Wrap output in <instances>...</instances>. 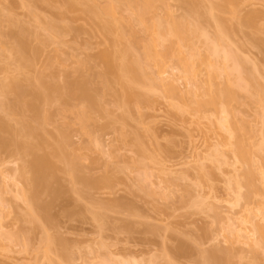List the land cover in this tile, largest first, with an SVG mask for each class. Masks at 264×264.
<instances>
[{
  "label": "rangeland",
  "instance_id": "1",
  "mask_svg": "<svg viewBox=\"0 0 264 264\" xmlns=\"http://www.w3.org/2000/svg\"><path fill=\"white\" fill-rule=\"evenodd\" d=\"M107 1L109 0H95L94 6L84 5L87 2L74 6L71 0H0L1 18L5 16L2 22L6 19L9 21L4 23L0 21V27L2 26L3 30H0V35L5 32L2 36L7 35L6 39H8L6 40L4 36L0 37V43H6H3L5 47L1 44L5 52L2 50L4 55L0 57H3L1 61L6 65L4 64L3 68V64L0 63L4 73L0 72V80L3 79L5 72H11L12 76L19 75L17 69H24L23 64L28 62L25 63L23 60L30 59L34 66L30 68L32 69L30 72L28 71L30 76H28L30 79L26 77L30 80L28 82L33 84L35 81L42 86V90L48 86L50 89L49 84H52L55 89V92H52L54 97L50 96L48 101L52 99L54 102L58 95L59 99L61 95L65 100L62 108L59 104L57 105V101L53 105V102L40 101L49 105H45V110L44 108L41 110H48L47 113L49 112L50 116L54 113L53 117L50 118L49 113L47 115L42 111L43 117L46 118L42 121L45 130L41 123L43 131L39 135L43 138L38 136L39 132L28 136L29 132L24 134V127L20 124L25 112L21 109L23 112L18 111L21 115L16 114L17 111L13 112L11 104L9 105L11 101L15 102L11 95L15 91L8 92L9 96L0 89V105L4 107L5 115L0 117L3 120L7 119L5 122L8 126L10 124L11 128V133L5 134L7 138L4 144H6L4 145L3 142L0 144V264H215L216 262L212 263L214 260L211 255H215V261L219 260L217 264H264V245L255 246L259 240V234H254L257 229L253 231L256 223L264 224V216H258L253 226L242 224L247 219L249 210L256 211L258 206H264V151H260L261 148H259L261 141L264 140V138L261 140L264 137V115H262L261 107L263 99L260 101V96L257 97L260 101H257L260 103L258 104L255 99L251 97L249 99L244 91L237 90V101L232 102L229 107L233 115L231 116L229 112L231 117H228L225 123L229 127L228 131L231 128L234 132V128H237L234 133L238 136H241L239 132L243 134V139H246L247 145H250L249 151L253 162L250 167L253 168L256 188H258V191L253 189L258 193H253L254 196H252L246 186H242V189L235 186L238 180L243 185L244 181L241 179L247 168L236 160L232 152L231 144L237 141L230 139L227 128L224 129L226 126L222 128L221 124L224 123L220 124V120L229 115H224L219 107L197 112L195 111L197 109L192 106L197 97L195 94L200 93L202 87L206 89L208 70L203 67L204 65L197 64L198 73L187 79L181 78L184 76L181 72L183 69L176 59L168 60L162 67H157L148 61L146 63L149 65L144 64L141 61L145 66L143 71L145 70L146 81L153 85V82H158L155 78L162 80L154 84L152 92L146 86L148 82L144 84L147 90L143 85L141 88L136 85L138 83L135 84L137 87L131 88L133 92L127 89L129 75L126 71L117 70L109 73L103 55L107 53L109 55L116 50L121 51L120 48H125V44L128 43L126 48L131 49L133 54L135 51L136 58L139 57L141 60L140 57L143 58L141 48L145 42L142 44L143 41H139L141 45L135 48L134 45L139 42L134 44V40L145 41L146 36L139 32L137 36L139 39L135 36L132 42L133 30L137 29V26L129 23L130 27L124 22L127 29L124 27L123 21L126 14L120 15L124 17L119 24L122 28L112 25L108 31L105 28L104 30L99 19L93 18L92 12L95 10V4L98 5L96 9L101 11V7L107 4ZM90 2L88 0V3ZM205 2L207 6H210V1ZM173 3L175 4V2L171 4ZM220 5L221 8H219ZM220 5L218 2L215 5L218 8L215 15L219 17L221 26L229 30L231 42L228 44V47L230 45L228 50L246 58L251 67L248 68V64L244 67L249 71L252 67V71L257 70L254 71L257 74L252 75L259 80L258 85L264 86V0H234L233 5L224 3ZM175 7L178 8V6ZM177 8H174L176 14L181 16L183 13L186 14V10L183 12L181 7ZM35 16L39 17V20ZM7 22L11 25L9 26ZM203 22L202 25H204ZM51 23L54 30L50 28ZM47 26L49 29L46 28ZM128 27L132 29L129 30L130 33L132 31L131 35L127 32ZM203 27L210 31L207 33L210 35L216 24L206 22ZM119 29H123L121 32L126 41L122 39L121 42ZM35 32H39L38 35L41 37L34 35ZM48 32H53L54 36L58 35L60 38L53 37ZM136 32L134 35H137ZM42 35L45 38L48 36L49 41L46 42ZM50 35H52L51 38ZM19 41L26 44L30 42L27 47L32 48H27L28 56H24L23 60L19 58V55L17 58L14 56L16 51L13 49ZM226 48L225 51H228ZM201 50L203 52V49H199L200 52ZM232 52L229 53L232 54ZM233 55L230 59L233 57L234 62L232 60L231 62L234 64L238 62L240 65V60L236 61ZM20 59L24 63H20ZM231 62L229 63L232 65ZM20 64L22 66L18 67ZM220 66L216 67L220 69ZM5 68L7 71L4 70ZM22 72L24 74V70ZM102 74L109 76L110 80ZM24 75H27L26 71ZM100 75L105 78L104 81ZM20 76L16 78L22 79V83L24 79L26 84V78L23 76L19 78ZM38 76L45 78L46 82L50 81V83L47 82L48 86H45L47 83L41 84L43 79L39 78L38 81V78L36 79ZM151 77H154V80ZM14 78H12L13 81ZM81 78L85 79L84 81L88 80L86 82L89 87H94L93 89L90 87L92 93L95 90V92L102 91L103 88L109 90V87H104L106 80L110 81L105 84L108 86L111 84L112 91H108L106 95L107 91L103 90L101 93L105 94L104 96L97 93L101 100L95 102L96 105L91 99L77 100L71 95L67 98V93L70 94L65 87L67 80L69 84ZM145 80L139 83L143 84ZM18 82L16 85H23L21 81ZM29 83H27L28 87H31ZM214 83L211 88L210 85L207 88L211 90L217 86L221 90V87L223 89L227 86L223 71ZM34 85L35 88L36 85ZM95 85L101 88L98 89ZM172 86L177 89L175 93L168 91ZM259 86H256L259 88L257 90H264V87L262 89ZM30 87L24 89L33 90ZM211 91L205 92L209 94ZM261 94L263 95L264 91ZM69 97L73 100H69ZM67 100H69L68 103ZM6 101L9 108L5 104ZM61 101L63 100L59 102ZM14 105L16 108V103L12 106ZM80 107L88 111L87 116L90 113L89 117H92V123L88 119L90 126V123L86 125V122L84 125L85 119L82 121L84 128L89 127H87L88 131L86 128L84 130L79 120L82 118L80 114V118L77 114ZM81 110L80 113L84 111ZM28 111L24 114L26 118L23 119L24 123L29 120L27 125L29 127L25 125L27 130L31 125L30 120L35 118L34 116L31 118L34 113L32 114L30 110V114ZM19 116L22 117L21 121ZM35 122H32V125L38 126L34 124ZM36 123L40 124L39 121ZM10 128L7 129L10 130ZM19 128L21 131L16 138L15 132H18ZM17 129L18 131H15ZM21 134L28 136H23L24 142L27 138L37 147L33 151H36L35 157L39 154V156H53L52 159L55 160L53 165H57L50 176L55 175L56 183H51L53 184L51 187L56 191L55 193L59 192V196L54 203H52L53 193L51 196L45 195L46 193L42 195L43 197L41 196L42 205L50 204V209L46 212L37 211L39 215H43V220L41 216H37L36 211L33 212L40 219L32 218V211L25 200L26 196L33 191L34 185L31 184L32 186L29 187L30 185L25 183L27 178L28 182L31 181L28 165L31 163L32 155H27L28 152L24 149V152L15 149L19 146L14 148L15 141ZM11 138L15 143L11 141ZM22 139L20 140L23 142ZM20 140L18 139V143L21 142ZM262 145L264 146V142ZM233 147L235 148V145ZM74 158L76 165L75 162L71 164ZM25 163L28 165L26 166ZM66 163L69 164L70 171L72 169V172H69L71 175L66 173L68 172ZM22 167L25 179L21 178ZM84 180H90V182L93 180V183L91 182L93 185L87 186V181ZM235 187L237 192L241 191L242 199L238 198V194V197L236 196ZM29 189H31L30 193H28ZM21 191L27 192L25 198ZM248 193L251 196H247ZM45 214L49 219L51 218L50 222L46 221L48 219H45ZM233 223L243 229L241 237L228 231V226Z\"/></svg>",
  "mask_w": 264,
  "mask_h": 264
},
{
  "label": "bare ground",
  "instance_id": "2",
  "mask_svg": "<svg viewBox=\"0 0 264 264\" xmlns=\"http://www.w3.org/2000/svg\"><path fill=\"white\" fill-rule=\"evenodd\" d=\"M94 1L95 0H91V2H90V0H89V2L91 3H88V0H71V3L75 6V5H78L79 3L80 4H84V3H86V4H84V5H90V6H94ZM110 1V0H109ZM107 1V4H105L103 7H101L102 8V10L101 11H99L98 9H96V7L98 6V5H96L95 4V10H93V18H96V19H99V21H100V25H101V27H103V29L105 28L107 31L110 29L109 27L110 26H117V27H119V28H122V25H120L119 26V24H120V22H122V19L124 18L123 17V15L124 14H126V16H128L127 18H126V16H125V21H123V23L124 22H126V25H128V26H130L131 27V25H129V23L130 24H134L135 26H137V29H135V30H133V34H132V37H133V39H131L132 40V42H133V40H134V38H135V36L137 37L140 33H143L145 36H146V40L144 41V40H138V41H135L134 40V44H135V42H139V41H143L142 42V44L144 43V45H142L143 47L141 48V49H143V58L142 57H140V59L141 60H139V57H137L136 58V55H135V49H133V51H134V54H133V52H132V50L131 49H129V48H126V45L128 44H125V48L123 47V48H120V50L121 51H118V50H116V51H114L113 53H111V54H109L108 55V53H107V55L106 54H104L103 56H104V59H103V56H102V59L103 60H105L104 62L106 63V65H107V70L109 71V73H112V72H116L117 70H121V71H126L127 73H128V75H129V80H127V81H129V82H127V85H126V88L127 89H129V90H131V92H133V90L132 89H134L135 87H137V86H135V84L136 83H138V84H136V85H138V86H140V88H141V85H143V87L145 88L146 86H147V88H148V90H150V92H152L151 90L154 88V84L155 83H158L160 80H159V78H155V80L156 79H158V82L156 81V82H153V85H151L148 81H146L147 80V77H146V80L144 79V72H145V70L143 71V68L145 69V66H143L145 63H146V61H148V62H151V63H153L155 66H157V67H162V66H164L166 63H167V61L168 60H170V59H176V61L178 62V64H180V67L183 69L181 72H183L182 73V75H184V76H182L181 78H187L188 79V77H191V76H195L197 73H198V71H199V67L197 66V64L199 65V66H203V67H205V69L206 70H208L207 72H206V79H207V81H205V83H207V85H205L206 86V89L204 88V87H202V89H204V90H200L201 92L200 93H196L195 94V97H196V100H194L193 101V105L192 106H194V109L196 108L197 110H195V111H197L198 112V110L199 111H202L203 109H210V108H215V107H219L220 108V110L222 111V113L225 115H229V112H230V115L233 113V112H231V110H230V105H231V103L232 102H235V101H237L236 100V91L237 90H241V91H244V93L245 94H247L246 96L247 97H249V99H255V101H256V103H258V102H260L262 99V104L264 105V98H262L263 96H264V94L262 95L261 93H262V91H264V90H262V91H260V90H257V89H259L258 87H256V86H261V84H259L258 85V81L259 80H256L254 77V75L255 74H257V73H255L257 70H254V71H252V68L250 69V71H249V69H246L245 67H246V64H248L249 66H248V68L249 67H251V65H250V63H248L247 61H246V58L244 59V58H242L243 56H241V54H239L238 53V55H237V53L236 52H232V50L231 51H229L230 50V45H229V47H228V44L231 42V40H230V34H229V30H227L226 28H224V26L222 25L221 26V21H220V19H219V17L217 16V15H215V13H216V9H218V8H216L217 6H215L216 4H217V2H218V4L220 5V4H222V3H224V4H227V5H233V3H234V0H222L223 2H221V0L219 1V0H207L208 2H209V4H210V6H207L208 4L205 2L206 0H204V2L202 1L201 2V0H112V1ZM215 1H216V3H215ZM24 2V1H23ZM93 2V3H92ZM109 2V3H108ZM172 2H175V6H178V8L179 7H181L180 9L183 11V12H185V10H186V14H184L183 12V15L181 16L180 14H176V12L174 11L175 9L174 8H177V7H173V4H171ZM220 2V3H219ZM204 3V4H203ZM215 3V4H214ZM93 4V5H92ZM102 4V3H101ZM177 4V5H176ZM27 6V5H26ZM98 8V7H97ZM101 8H99V9H101ZM177 8V9H178ZM219 8H221V5H220V7ZM90 9V8H89ZM184 9V10H183ZM94 11H96V12H94ZM126 12H128V13H126ZM32 13V12H31ZM175 13V14H174ZM121 14H123L122 16H120ZM128 14V15H127ZM1 15L2 14H0V21L2 22V20L3 19H5L4 17H2L1 18ZM177 15V16H176ZM180 15V16H179ZM95 16V17H94ZM36 17V16H35ZM121 17V18H120ZM34 19V18H33ZM36 19H38L39 20V17L37 18L36 17ZM41 19V18H40ZM6 21H8L7 19H6ZM6 21H4V22H6ZM42 21V20H41ZM206 21V22H208L209 24L210 23H212V22H214V24H216V27H214V29H213V33L212 34H210V35H208L207 33H208V31H207V29H204V27L203 26H205V23L204 22ZM0 22V23H1ZM4 22H2V23H4ZM9 22V21H8ZM7 22V23H8ZM128 22V23H127ZM202 22H203V24L204 25H202ZM41 23V22H40ZM50 23V22H49ZM118 23V24H117ZM123 23H121V24H123ZM9 24V23H8ZM48 24V23H47ZM46 24V25H47ZM2 25V24H1ZM11 24H9V26H10ZM45 25V26H46ZM124 25V27L126 28V26H125V23L123 24ZM48 26H49V24H48ZM46 27V28H48L49 29V27ZM2 27V26H1ZM0 27V28H1ZM12 27V26H11ZM130 27H128L129 29H128V31L127 32H129L130 33V31L129 30H132V29H130ZM8 28V27H7ZM50 28L51 29H53L54 30V27H52V23H51V26H50ZM9 29H11L10 27H9ZM38 29V28H37ZM51 29H50V31H51ZM104 29V30H105ZM124 29V28H123ZM123 29H119V31H118V34H120L119 35V38H121L120 40H121V42L123 41L122 39H125V41H126V38H125V36H124V38H123V32H121V30H123ZM127 29V28H126ZM226 29V30H225ZM0 30H2V28L0 29ZM138 30V32H136ZM207 32H206V31ZM3 31V30H2ZM39 31V30H38ZM49 31V30H48ZM125 31V32H126ZM1 32V31H0ZM40 32V31H39ZM39 32H35V34L34 35H38V33ZM43 32H44V30H43ZM47 32V31H46ZM135 32H136V34L137 35H134L135 34ZM140 32V33H139ZM210 32V31H209ZM5 33V32H4ZM4 33H1V35H0V37L2 36V34H4ZM32 33H33V31H32ZM42 33V32H41ZM40 33V34H41ZM49 33V32H48ZM131 33H132V31H131ZM131 33H130V35H131ZM139 33V34H138ZM49 34H52L53 35V32H50ZM123 34V35H122ZM32 35V34H31ZM34 35H32V36H34ZM46 35V34H45ZM52 35H50L49 37L51 38V36ZM4 36V38L6 39V36L5 35H3ZM3 36L1 37V38H3ZM14 36V35H13ZM36 36H35V39H36ZM38 36H40V35H38ZM55 36H57L56 38H60V36H58V35H55ZM54 35H53V37H55ZM127 36H129V35H127ZM41 37V36H40ZM42 37L43 38H45V36L44 35H42ZM48 36H46V42H47V40H48V38H47ZM1 38H0V42H1ZM12 38V37H11ZM14 38V37H13ZM34 38V37H33ZM39 38V37H38ZM37 38V39H38ZM55 38V39H56ZM138 39H139V37H137ZM15 39V38H14ZM42 39V38H41ZM41 39H39V40H41ZM6 40H8V39H6ZM29 40V39H28ZM43 40V39H42ZM41 40V41H42ZM51 40V39H50ZM40 41V42H41ZM49 41V40H48ZM56 41V40H55ZM28 42V41H27ZM45 42V40L43 41V43ZM4 44H6L5 42H3ZM3 43H0V55H4L3 54V52H5V49H2V48H4L5 46L3 45ZM30 43V42H29ZM29 43H27V44H29ZM130 43V42H129ZM4 46V47H2V45ZM27 44L26 43H24L23 41H19L18 43H17V45H16V48L13 46V45H15V43L12 45V47H14L15 49H13V50H15L16 52H14V56H15V58H17L18 57V55H19V58H22V60H23V58H24V56H28V53H27V51H28V47H27ZM132 44V43H131ZM141 45V42H139V43H137V44H135L134 46H135V48H138V45ZM198 44V45H197ZM30 45V44H29ZM129 45V44H128ZM200 46V47H199ZM129 47V46H128ZM226 47H228V48H226ZM225 48H226V50H228L229 52H232V54L231 53H229L228 51H225ZM11 49V48H10ZM29 49H32L31 47H29ZM198 49V50H197ZM199 49H203V52H202V50H201V52L199 51ZM2 50H4L3 52H2ZM137 50V49H136ZM38 51V50H37ZM142 51V50H141ZM199 51V52H198ZM36 53V52H35ZM138 53H139V50H138ZM137 52H136V54H138ZM27 54V55H26ZM37 54V53H36ZM233 55V56H235L236 58V61L237 60H240V65L238 64V62H235V64L234 63H232V62H234L233 61V57L230 59V57H231V55ZM237 56H236V55ZM17 55V56H16ZM32 55V54H31ZM0 57V63L1 64H3L2 65V67L4 66L5 67V63L3 62V61H1V60H3V59H1V58H3V57ZM31 58V57H30ZM26 59V58H25ZM230 59V60H229ZM241 59H242V64H241ZM21 59H20V63H22L23 61L26 63L27 61V63L24 65L23 64V66H22V64H20L18 67H24V69L23 68H18L17 70V72H19V75H15V76H12L11 75V72H5V75H4V77H3V79H1L0 80V82L2 81V83H0V89H1V91L2 92H4V93H7V94H9L8 92H10V91H15L14 93H16V94H11L12 96H13V98H14V100H15V102L13 101H11V103H9V105L11 104V110H13V112H14V110H15V113H16V111H17V113L16 114H18L19 112L18 111H20V112H25V113H27V111H28V109H29V111H28V113H30L31 111H32V116H31V118L34 116L35 118L33 119H31L30 120V123H31V125L33 124L32 122H38L39 121V123L40 124H37L36 122L34 123V124H36V125H38L39 127H41L40 125H41V123L43 124L44 122H42V121H44V120H46V118L45 117H43V113H45L46 112V114L48 115V113H47V111L48 110H46V111H44L45 110V105H47V104H45V103H41L42 101L43 102H46V101H48L51 97H54L53 96V93L55 92V89H54V87H52V84H49V85H51L50 86V89H49V86H48V83H50V81H45V78L43 79V78H41V77H36V79L38 78V81H39V78H41V80L43 79L45 82H43V80L41 81V82H39V83H41V84H45V83H47L45 86H48V87H46V89H44V90H46V91H49V90H51V91H49V92H46V91H44V90H42V86H40L38 83H35V81H33L34 83H35V85L36 84H38V85H36V87L35 88H38V89H36L35 90V88L33 87V85H34V83L33 84H30L28 81H30V80H28L27 78H29L30 76H29V72H30V70H32V69H30V68H33V66L34 65H32L33 63H31L30 62V59L28 60H23L22 61ZM216 60H217V62H216ZM231 60H232V62H231ZM144 62V64L142 63V62ZM231 62L232 63V65L229 63V62ZM246 63H245V62ZM3 62V63H2ZM23 62V63H24ZM30 62V63H29ZM220 63H222L221 64V66H222V68H221V66H220ZM229 63V64H228ZM243 63H245V65H243ZM5 64V65H4ZM31 64V65H30ZM122 64V65H121ZM143 64V65H142ZM146 64H148V63H146ZM217 64H219V65H217ZM27 65V66H26ZM149 65V64H148ZM232 67H231V66ZM242 65V66H241ZM32 66V67H31ZM216 66H220V69H218ZM234 66V67H233ZM236 66V67H235ZM245 66V67H244ZM253 66V65H252ZM1 67V66H0ZM3 67V68H4ZM83 67V66H82ZM147 67V66H146ZM240 67V68H239ZM243 67V68H242ZM3 68L0 70V72H2L3 73ZM6 68H7V66H6ZM6 68L4 69L5 71H7L6 70ZM83 68H85V66L83 67ZM246 69V71H245V69ZM9 69V68H8ZM21 69H23L24 70V74H25V71H26V76L23 74V70L20 72V70ZM27 69V70H26ZM75 70V69H74ZM86 70V69H85ZM205 70V71H206ZM235 70H236V72H235ZM244 70V71H243ZM29 71V72H28ZM77 71H78V69H77ZM77 71H76V73H77ZM108 71H104V72H108ZM221 71H223L224 72V77H225V80H226V82H227V86L225 87V88H223L222 89V87H221V90H220V87H217V86H215L216 88H217V90H215L216 88L215 87H213L211 90L209 89V88H207V87H209V85H210V88H211V86H213L212 84H215L214 82L218 79V78H220V73H221ZM248 71V72H247ZM251 71L253 72V73H251ZM103 72V73H104ZM235 72V73H234ZM8 73V74H7ZM13 73V72H12ZM89 73H91V72H89ZM109 73H105L106 75H109ZM232 73H234V74H236V76H234V77H231V76H233L234 74H232ZM258 73H259V71H258ZM4 74V73H3ZM10 74V75H9ZM20 74H23V75H21L20 76ZM72 74V73H71ZM70 74V75H71ZM99 74V73H98ZM252 74H254V75H252ZM69 75V76H70ZM82 75V74H81ZM85 75V77H86V74H84ZM88 75V74H87ZM95 75V74H94ZM103 75V74H102ZM102 75H100L101 77L100 78H103V81H104V79L107 77V80H110L109 79V76H106V75H103L104 77H102ZM6 76H8L7 78H8V80L6 79ZM10 76V77H9ZM18 76H20L19 78H22V76H23V78H26L25 79V82H26V84L24 83V79H23V83H22V79H17L16 77H18ZM29 76V77H28ZM68 76V75H67ZM15 77V78H14ZM73 76H71V78H72ZM89 77V76H88ZM256 77H257V75H256ZM12 78H14V81L12 80ZM70 78V77H69ZM78 78V77H77ZM91 78V77H90ZM128 78V77H127ZM152 78V80H154L153 78L154 77H151ZM258 78H259V76H258ZM15 79H16V81H15ZM30 79V78H29ZM35 79V80H36ZM47 79V78H46ZM149 79V78H148ZM4 80V81H3ZM48 80V79H47ZM66 80V79H65ZM72 80H74V79H72ZM80 80H82V78L80 79ZM80 80H76V82H75V80H74V83L72 82V83H69L68 84V81L69 80H67V86L65 85V87H67V90L69 91V93L70 94H68L67 92V95H66V97L67 96H70L71 95V97H73V98H76L77 100H80V99H91L92 101H94L93 103L96 105V103L95 102H98L99 101V99L101 98H99L98 96H97V93L99 94H102L103 92V90H104V92H106V95H107V93H108V91H112V89H111V84H109V86L108 85H106V84H108V83H106V82H109L110 83V81H107L106 80V82H104V87H109L110 89L109 90H105V88H103V90L102 91H99V92H95V91H93L94 93H92V90H91V88L93 89L94 87H89L87 84V82H88V80H86V81H84V80H82V81H80ZM94 80V79H93ZM145 80V82L143 83V84H140L139 82L140 81H144ZM18 81H21V83L24 85V86H27L26 88H29L28 87V84L27 83H29V85H31V87L30 88H33V90H25L26 88L23 86V85H16V84H20V82H18ZM32 81V80H31ZM80 81V82H79ZM162 81V80H161ZM160 81V82H161ZM13 82L15 83V84H13ZM18 82V83H17ZM36 82H37V80H36ZM96 82H97V80H96ZM147 82H148V85H146L147 84ZM51 83H52V81H51ZM106 83V84H105ZM256 83V84H255ZM43 84V85H44ZM65 84V83H64ZM98 84V83H97ZM101 84H103V82L101 83ZM132 84V85H131ZM140 84V85H139ZM146 86H145V85ZM255 84V85H254ZM34 85V86H35ZM19 88H18V87ZM37 86H40L41 87V89H39L40 87H37ZM44 86V87H45ZM98 86V85H97ZM99 86H101V85H99ZM132 86V87H131ZM135 86V87H134ZM153 86V87H152ZM157 86V85H156ZM259 86V87H260ZM17 87V88H16ZM21 87H23V88H21ZM90 88V90H89V88ZM95 87H96V85H95ZM134 87V88H133ZM143 87H142V89H143ZM262 87H264L263 85L261 86V88ZM25 88V89H24ZM51 88H53V89H51ZM62 88V87H61ZM96 88H98V87H96ZM101 88V87H100ZM100 88H98V89H100ZM132 88V89H131ZM147 88H145L146 90H147ZM215 88V89H214ZM64 89V88H63ZM145 89H143L144 91H145ZM155 89H156V87H155ZM215 91H214V90ZM263 89V88H262ZM175 90H177L176 89V87H174V86H172V87H170L169 89H168V91L171 93H175ZM91 91V92H90ZM98 91V90H97ZM206 91H211L209 94L207 93L206 94V92H205V94H204V92ZM218 93H217V92ZM51 92V93H50ZM53 92V93H52ZM102 92V93H101ZM147 92V91H146ZM154 92H155V90H154ZM214 92L216 93V94H214ZM12 93V92H11ZM96 93V94H95ZM203 93V94H202ZM52 94V95H51ZM58 94H59V92H58ZM48 95V96H47ZM103 95V94H102ZM105 95V94H104ZM103 95V96H104ZM204 95V96H203ZM219 95V96H218ZM8 95H6V97H7ZM9 96H10V94H9ZM51 96V97H50ZM59 96V95H58ZM58 96H56L55 98H57L59 101L60 100H63V101H61V102H63L62 104H60L61 102H59L57 99H55L54 100V102H53V100L51 99V101H48V103L49 102H53L52 103V105L55 103H57V105L59 104L60 105V107L62 106L63 107V104L65 103V100H64V96H61L60 95V99H59V97ZM200 96H203L202 98L200 97ZM255 96H256V98H255ZM260 96V97H259ZM5 97V96H4ZM15 97H17V98H15ZM63 97V98H62ZM251 97V98H250ZM257 97H259V98H261L260 99V101L258 100V98ZM8 98V97H7ZM49 98V99H48ZM68 98V97H67ZM73 98H70L69 97V100L71 99V100H73ZM97 98H98V100H97ZM103 98V97H102ZM197 98L199 99V100H197ZM6 100V99H5ZM13 100V99H12ZM17 100V101H16ZM69 100H67V103H68V101ZM75 100V99H74ZM101 100V99H100ZM9 101V100H8ZM41 101V102H40ZM57 101V102H56ZM258 101V102H257ZM80 103H81V101H79ZM100 102V101H99ZM13 103L15 104L16 103V108H15V105H14V107L12 106L13 105ZM38 103H41V104H38ZM5 104H7V107H8V103H7V101H6V103ZM42 104H44V105H42ZM258 104H260V103H258ZM261 104V107H262V115H264L263 113H264V110H263V108H264V106ZM42 105V106H41ZM51 105V104H50ZM3 106V105H2ZM18 106V107H17ZM19 106H20V108H19ZM47 106H49V105H47ZM55 106V105H54ZM69 106V105H68ZM67 106V107H68ZM81 106V105H80ZM90 106H91V104H90ZM10 107V106H9ZM8 107V108H9ZM22 107H24V108H22ZM59 107V106H58ZM61 107V108H62ZM0 108L3 110V108L1 107V105H0ZM14 108V109H13ZM44 108V110H41V109H43ZM66 108V107H65ZM64 108V109H65ZM76 108V107H75ZM75 108H74V110H75ZM81 109H82V107H80ZM79 108V110H78V116H79V114L81 115V117L82 118H80V116H79V120L81 121V125H82V127H83V122H84V125H85V122H86V125H87V123H88V119L89 120H91V123H92V117L90 118L89 117V115H90V113H89V115L87 116V114H88V111L87 110H84V109H82V110H84V111H82L81 109ZM83 108H85V107H83ZM0 109V112L2 113H0V116H2V117H5V115H4V110L2 111ZM17 109V110H16ZM21 109L23 110V111H21ZM93 109V108H92ZM228 109L230 110V111H228ZM9 110V109H8ZM11 110H9V111H11ZM27 110V111H26ZM31 110V111H30ZM59 110V109H58ZM80 110L82 111L81 113H80ZM42 111H44L43 113H42ZM56 111V110H55ZM94 111H95V109H94ZM204 111V110H203ZM74 112H76V111H74ZM97 112V111H96ZM9 113V112H8ZM15 113H13V115L15 114ZM24 113V114H25ZM61 113V112H60ZM12 114V113H11ZM15 114V115H16ZM23 114V113H22ZM23 114V115H24ZM31 114V113H30ZM54 114V113H53ZM52 113H51V116H50V113H49V115L48 116H50V118L51 117H53L52 115H53ZM95 114V113H94ZM4 115V116H3ZM19 115H21L20 113H19ZM22 115V117H23V119L24 118H26L25 117V115L23 116ZM84 117H83V116ZM87 117H86V116ZM224 116L222 119H223V121H222V119L220 120L221 122H220V124L221 123H224V124H221V126H223L222 128H224L225 126V128L224 129H226L227 128V132L229 133V138L230 139H234L235 140V142L237 141V143H233V144H231V145H235V148L232 146V148H233V154L235 155V158H236V160L238 161V162H241L247 169H246V171H245V173H244V176H243V179H241L242 181H244L243 182V185H241L242 184V182L241 183H239L240 182V180H238V181H236L235 183L237 184H235V186H239V187H237L238 189H242L243 187L242 186H246L247 187V190H248V192L252 195V196H254L253 195V193L254 194H257L255 191H258V188H256L257 187V183H256V177H255V174H253L254 173V171H252L253 170V168L252 167H250V166H252V164H253V162H252V160H251V152L249 151V147H250V145H247L248 143H247V141H245L246 139H243L244 137H243V134H241L240 132H239V134L241 135V136H238V135H236V133H234L235 132V129H237V128H234V132L232 131V129L230 128V130H231V132H230V130L228 131V129H229V127H228V125H225V123H227V118L229 117H231V116ZM46 116V115H45ZM77 116V117H78ZM91 116V115H90ZM92 116H94L93 114H92ZM2 117H0V144L3 142V144H4V142L6 141L5 139L7 138V137H5L7 134L6 133H8V135L11 133L10 131H11V128H10V124H9V126L6 124V120L7 119H5L4 118V120H3V118ZM14 117V116H13ZM21 116H19V121H21V119H22V117L20 118ZM87 119H86V118ZM226 117V118H225ZM263 117V116H262ZM228 118V119H229ZM264 118V117H263ZM22 119V123H20V124H22V127H24V130H25V132H24V134L25 133H27V132H29V134H28V136H33V135H35V134H37L38 132V136H41V135H39L40 133H42V131H43V129H42V127L41 128H39L38 126H35V125H30V128H28L29 130H27V128H25V125H26V127H29V126H27L28 124H29V120L28 121H25L26 123H24V120ZM36 119V120H35ZM86 120V121H83V120ZM33 120V121H32ZM35 120V121H34ZM51 120V119H50ZM6 121V122H5ZM83 121V122H82ZM5 122V123H4ZM94 122H95V120H94ZM89 123H90V121H89ZM88 123V124H89ZM91 123L89 124V126L91 125ZM23 124H24V126H23ZM7 125V126H6ZM47 125V124H46ZM21 126V125H20ZM43 128H44V130H45V125L43 124ZM95 126V125H94ZM10 128V130L9 129H7V128ZM36 127V128H35ZM81 127V126H80ZM88 126H86L85 128H86V131H88L87 129L89 128H87ZM21 128V127H20ZM20 128H19V131H18V129L17 130H15V131H18V132H15V137L17 138V135H19L20 133ZM40 129V131H39V129ZM84 128V127H83ZM82 128V129H83ZM85 128H84V130H85ZM104 128V127H103ZM233 128V127H232ZM9 130V131H8ZM94 130V129H93ZM96 130V129H95ZM100 130V129H99ZM238 131V130H237ZM236 131V132H237ZM10 132V133H9ZM45 132V131H44ZM85 132V131H84ZM17 133V134H16ZM23 133V132H22ZM86 133V132H85ZM96 133V132H95ZM6 134V135H5ZM24 134H21L19 137H21V138H23L22 140H23V142L20 140L21 138H19L18 137V139L21 141H19L20 143H18V139H17V141H13V139L11 140L12 142H14L15 143V145H14V148L15 147H17V146H19L18 148H15V149H19V151H22V152H24L25 150L28 152V154L27 155H32V160H30V162H28V164L30 163V165H28V169H29V171H28V173L29 174H31V176H30V179H31V181L30 182H28L27 180H28V178L27 179H25L26 177L24 176V168H26V167H22L23 169V171H22V174H23V176H21V178H24L25 180H26V184L27 185H30L29 187H31L32 185L31 184H33L34 185V189H33V191L31 192V189H29L30 191H28V193H30L31 192V194L29 195H27L26 196V198H25V194H27V192L26 191H21L23 194V196H24V198H25V200H27V204L30 206L29 208L31 209V211H32V218H38L37 216H41V214L39 215V213H41V211H43V212H46L48 209H50V204L49 205H42L41 203L42 202H40V201H42V200H40L43 196L42 195H44L45 193V195H50L51 196V193H53L52 194V200H53V202H52V200H51V202L52 203H54V201H56L55 199H57V197L59 196V192H57V193H55L56 191L53 189L52 190V185L54 184V183H56V178L54 177L55 175H51L50 176V174H51V172H52V174H53V171H54V169L53 168H55V166H57V165H53L54 163V161L55 160H53L52 159V157H50V156H34V155H37V154H34V153H36V151L35 152H33L34 151V149H36L37 147L35 146V145H32L31 144V142L30 141H28V139L26 138V142H24L25 140H24V137L23 136H27V134L26 135H24ZM44 134V133H43ZM92 134V133H91ZM27 136V137H28ZM15 137H14V139H15ZM42 138H43V136H41ZM263 138L264 137H262V139L261 140H263ZM63 139V138H62ZM91 139H92V136H91ZM8 140V139H7ZM96 142H98L97 140H96ZM263 142H264V140H263ZM263 142L261 141V143H260V147L259 148H261L260 149V151H264L263 150V148H264V146L262 145L263 144ZM18 143V144H17ZM99 143V142H98ZM6 144V143H5ZM4 144V145H5ZM262 145V146H261ZM3 146V145H2ZM94 146H96L95 144H94ZM22 148V149H21ZM23 149H24V151H23ZM39 150V149H38ZM16 151V150H15ZM25 151V152H26ZM32 152V153H31ZM39 152V151H38ZM264 153V152H263ZM26 154V153H25ZM45 154V153H44ZM52 154V153H51ZM51 154H49V155H51ZM54 154H55V152H54ZM58 153L56 152V155H57ZM48 155V154H47ZM55 155V156H56ZM54 156V158L56 159V157ZM60 157V156H59ZM50 158V159H49ZM58 158V157H57ZM53 161H52V160ZM61 159V158H60ZM52 162H51V161ZM65 160V159H64ZM72 160V159H71ZM76 161V159L74 158V161H72L71 162V164H73V162H75ZM61 162H64V161H62L61 160ZM66 162H67V160H66ZM252 163V164H251ZM25 165H26V163H25ZM26 165V166H27ZM66 165L68 166L69 164H67L66 163ZM75 165H76V162H75ZM66 166V167H67ZM72 166V165H71ZM68 169V172L66 171V170H64V171H66V173H71L72 172V169H71V171H70V166H68L67 167ZM252 168V169H251ZM28 169H26V171L28 170ZM53 169V170H52ZM52 170V171H51ZM30 171H31V173H30ZM65 173V174H66ZM69 173V174H70ZM21 174V175H22ZM28 174V175H29ZM71 175V174H70ZM72 175H73V173H72ZM53 177V178H52ZM70 177V176H69ZM75 178V177H74ZM255 178V179H254ZM51 179H53V180H51ZM73 179V178H72ZM84 181H87V186L88 185H93L91 182H90V180L88 181V180H84ZM29 184H28V183ZM74 183H75V181H73ZM51 183H53V184H51ZM86 184V183H85ZM234 188V187H233ZM249 189L251 190V191H249ZM255 191H254V190ZM252 190H253V192H252ZM75 191H76V189H75ZM234 191H236L237 192V190H236V187H235V189H234ZM239 191V190H238ZM235 192V193H236ZM252 192V193H251ZM240 193H241V191H240ZM239 192H237L236 193V196H237V194H238V198H241V194H240ZM247 194V196L249 195V196H251L250 194ZM21 194V193H20ZM42 196V197H41ZM245 196V195H244ZM237 197H236V200H237ZM247 198V197H246ZM245 198V199H246ZM242 199V198H241ZM244 199V198H243ZM50 202V201H49ZM236 202H239V201H236ZM45 203V202H44ZM51 203V204H52ZM47 204H48V202H47ZM27 205V206H28ZM45 206V207H44ZM52 206V205H51ZM262 205H260V206H258L257 208V210L256 211H253V210H249L248 211V217H247V219L245 220V221H243L242 222V224H250V225H252L253 226V224H255L256 222H255V219L258 217V216H261V215H263L264 216V209H262V207L264 208V206H262ZM47 207V208H46ZM53 207V206H52ZM51 207V208H52ZM261 207V208H260ZM46 208V209H45ZM45 209V210H44ZM40 210V211H39ZM36 211V213H38L37 211H39V213H38V215L36 216L35 214L36 213H34V212ZM48 213V212H47ZM31 214V213H30ZM42 214H44V213H42ZM35 215V216H34ZM43 216V215H42ZM42 216H41V218H42ZM48 215L47 214H45V219H48V220H46V221H49L50 219L47 217ZM262 216V217H263ZM44 218V217H43ZM43 218H42V220H43ZM38 219H40V217L38 218ZM262 220H263V218H262ZM45 221V222H46ZM264 221V220H263ZM50 222V221H49ZM255 222V223H254ZM256 225L258 226V227H256ZM236 223H233V224H230V226H228V228H229V232H231V234H233V235H235V236H237V237H241V233H242V231H243V229L242 228H240V226L239 225H237L236 227ZM262 226H264V224H261V225H258L257 223L253 226V228H255L253 231L255 232V230H256V232L254 233V234H256L257 233V235L259 236L258 238H259V240H258V238H257V243L255 244V246H259L260 247V245H264V227H262ZM262 227V228H261ZM49 240H51L50 238H49ZM57 241V240H56ZM256 242V241H255ZM254 242V243H255ZM211 254H214V253H211ZM210 254V255H211ZM208 258H214L215 257V255L213 256V255H211L212 257H210V256H208V255H206ZM212 258V260H214V261H212V263H215V264H217V262H219V260L218 261H215L216 259L214 258L213 259Z\"/></svg>",
  "mask_w": 264,
  "mask_h": 264
}]
</instances>
